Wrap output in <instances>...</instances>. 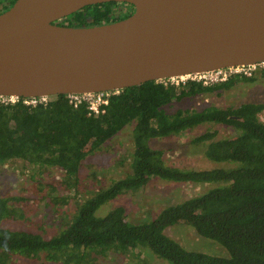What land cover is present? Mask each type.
Returning <instances> with one entry per match:
<instances>
[{
    "label": "trees",
    "instance_id": "1",
    "mask_svg": "<svg viewBox=\"0 0 264 264\" xmlns=\"http://www.w3.org/2000/svg\"><path fill=\"white\" fill-rule=\"evenodd\" d=\"M5 1L0 0V5ZM117 4L86 7L57 24L93 27L118 22L123 16L115 9ZM257 76L264 79V69L252 77L235 75L210 86L196 80L151 81L121 90L99 114H93L87 103L74 107L67 95L49 97L47 104L35 106L25 98L15 103L0 99V169L22 161L40 170L61 169L68 181L78 183L85 159L103 151L127 127L133 128L134 143L130 172L83 200L71 217L65 215V229L54 236L6 228L10 218L24 220L25 211L21 204L20 209L13 204L20 199L0 197V264H12L17 258L91 264L94 254L135 249L150 250L169 264H264V122L260 117L264 103L168 111L185 99L220 95L239 83H253ZM202 126L209 128L192 144L204 145L206 158L223 167H171L165 163L164 151L151 145L154 139L183 136ZM214 126L232 128L236 135L217 139ZM155 180L212 187L165 208L150 222H129L123 206L97 215L105 204L139 192ZM180 224L191 225L201 237L219 243L228 255L185 249L165 233Z\"/></svg>",
    "mask_w": 264,
    "mask_h": 264
},
{
    "label": "water",
    "instance_id": "2",
    "mask_svg": "<svg viewBox=\"0 0 264 264\" xmlns=\"http://www.w3.org/2000/svg\"><path fill=\"white\" fill-rule=\"evenodd\" d=\"M118 3V22H57ZM264 62V0H16L0 14V97L124 90Z\"/></svg>",
    "mask_w": 264,
    "mask_h": 264
},
{
    "label": "rangeland",
    "instance_id": "3",
    "mask_svg": "<svg viewBox=\"0 0 264 264\" xmlns=\"http://www.w3.org/2000/svg\"><path fill=\"white\" fill-rule=\"evenodd\" d=\"M124 18L126 17L123 16L122 19ZM249 102L264 103V79L259 76L253 83H239L232 90L220 95L214 93L185 99L168 107V111L172 113L179 108L201 110L211 105L226 108ZM260 117L264 122V112ZM208 128L209 126H202L183 136L154 139L151 145L155 149L164 151L165 163L171 167L198 170L223 167L222 164L206 158L204 145L192 144V139ZM213 128L219 132L217 139L236 135L234 129L226 126ZM133 149V128L127 127L103 151L89 155L85 159L78 183L68 181L62 170L58 168L40 170L22 161L6 165L0 169V197L20 199V202L13 204L17 209L22 208L25 211V219L15 221L10 218L4 226L13 230L27 229L48 236L63 231L66 223L65 215L71 217L80 204L96 194L95 191L103 186H109L114 180L121 179L130 172ZM211 187L208 184H177L155 180L139 192L128 193L105 204L97 215L105 216L117 206H123L129 222H150L165 208L182 204ZM59 198L62 200L58 202ZM65 199L67 202H64ZM19 204L22 206L20 207ZM165 233L189 251L217 256L228 255L223 246L201 237L191 225H175L166 229ZM12 264L47 263L41 260L17 258ZM91 264L169 263L159 259L150 250L135 249L126 253L94 254Z\"/></svg>",
    "mask_w": 264,
    "mask_h": 264
},
{
    "label": "built area",
    "instance_id": "4",
    "mask_svg": "<svg viewBox=\"0 0 264 264\" xmlns=\"http://www.w3.org/2000/svg\"><path fill=\"white\" fill-rule=\"evenodd\" d=\"M264 69V62L248 65V66H237V67H229L225 69H220L216 71L206 72L202 74L191 75L187 77L180 78H172L161 80L162 82L171 81L172 83L179 84L180 82H186L187 80H196L201 82L204 86H210L214 84H218L221 82H226L230 77L235 75H244L247 77H252L254 74ZM120 90L116 91H107V92H99V93H86V94H69L67 95L70 103L74 107H78L83 103H87L89 110L93 114H99L104 112L103 107L108 106L110 102V98L119 94ZM3 102H12L15 103L20 98L15 97H0ZM49 97H38V98H27L26 103L29 105H38V104H47Z\"/></svg>",
    "mask_w": 264,
    "mask_h": 264
},
{
    "label": "flooded vegetation",
    "instance_id": "5",
    "mask_svg": "<svg viewBox=\"0 0 264 264\" xmlns=\"http://www.w3.org/2000/svg\"><path fill=\"white\" fill-rule=\"evenodd\" d=\"M15 2L16 0H7L4 3H2L0 5V14L9 10ZM115 9H117L118 12L124 17H129L135 11L132 5H127V4H117V7H115Z\"/></svg>",
    "mask_w": 264,
    "mask_h": 264
}]
</instances>
